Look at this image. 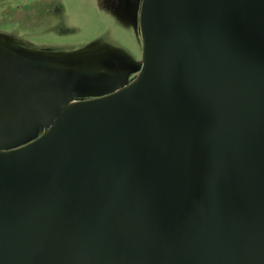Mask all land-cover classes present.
Returning <instances> with one entry per match:
<instances>
[{
    "label": "water",
    "instance_id": "1",
    "mask_svg": "<svg viewBox=\"0 0 264 264\" xmlns=\"http://www.w3.org/2000/svg\"><path fill=\"white\" fill-rule=\"evenodd\" d=\"M137 28L132 79L0 149V264H264V0Z\"/></svg>",
    "mask_w": 264,
    "mask_h": 264
},
{
    "label": "rangeland",
    "instance_id": "2",
    "mask_svg": "<svg viewBox=\"0 0 264 264\" xmlns=\"http://www.w3.org/2000/svg\"><path fill=\"white\" fill-rule=\"evenodd\" d=\"M139 1L0 0V48H5L1 52L10 60L20 57L26 61L30 74L33 72L29 64L36 66L34 61L49 65L53 73L60 67L34 52L39 48L56 51L64 64L73 63L80 70L87 68L89 75L81 77L83 87L73 94V100L110 92L132 79L139 68ZM37 71L35 74H40ZM100 71L104 74L98 81ZM42 73L50 74L48 67ZM26 85L52 90L46 83L31 81ZM12 119L15 121L9 124L8 131L16 140L0 142V149L23 143L45 127L32 115L12 114Z\"/></svg>",
    "mask_w": 264,
    "mask_h": 264
},
{
    "label": "flooded vegetation",
    "instance_id": "3",
    "mask_svg": "<svg viewBox=\"0 0 264 264\" xmlns=\"http://www.w3.org/2000/svg\"><path fill=\"white\" fill-rule=\"evenodd\" d=\"M3 49L5 48H0V55L4 56L0 57V142H14L16 140V137H12L8 131L11 121H15L12 119V114H29L35 116L39 121L47 122L59 111L63 102L87 98H74L75 100L72 98L73 94L79 92L83 87L81 77L85 78L89 75L87 68L80 70L73 63L64 64L58 59L56 51L47 52L39 48L34 52L42 57L44 55L52 61V64L57 62L60 67H57L58 71L56 69L53 73L48 65L50 74L43 76L42 71L47 67L42 66L38 61H34L36 66H33V63L29 64V67L32 66L33 72L30 74L26 70L28 66L26 61L24 62L20 57L8 59L5 53L1 52ZM65 68L69 69L65 70ZM37 69L40 70V74H37ZM35 72L37 73L35 74ZM102 74L104 73L100 71L97 76L98 81L103 79ZM31 81L46 83L52 90L46 92L37 86H27V82Z\"/></svg>",
    "mask_w": 264,
    "mask_h": 264
}]
</instances>
